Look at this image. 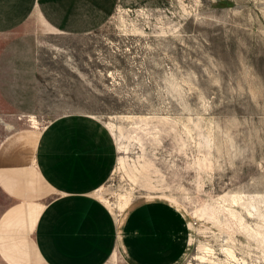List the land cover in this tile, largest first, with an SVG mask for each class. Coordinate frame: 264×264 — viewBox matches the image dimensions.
<instances>
[{
    "label": "rangeland",
    "instance_id": "374dc122",
    "mask_svg": "<svg viewBox=\"0 0 264 264\" xmlns=\"http://www.w3.org/2000/svg\"><path fill=\"white\" fill-rule=\"evenodd\" d=\"M146 1L118 0L86 35L57 33L33 15L0 36V166L29 164L31 143L54 116L93 114L116 140V166L95 192L115 215L127 209L120 194L129 205L161 194L188 219L182 264H213L197 258L206 246L217 264H243L226 260L227 243L245 264H264V241L226 208L264 230L261 217L223 198L264 196V0ZM20 132L21 142L2 148ZM51 194L38 184L19 196L34 219ZM14 199L0 177V217ZM212 208L223 223L206 215ZM22 236L0 238V264L21 247L28 264H42L32 236Z\"/></svg>",
    "mask_w": 264,
    "mask_h": 264
},
{
    "label": "crops",
    "instance_id": "0c3cea01",
    "mask_svg": "<svg viewBox=\"0 0 264 264\" xmlns=\"http://www.w3.org/2000/svg\"><path fill=\"white\" fill-rule=\"evenodd\" d=\"M117 4L0 0V36L23 28L33 15L57 33L86 35L100 29ZM29 161V173L0 166L2 182L15 198L0 217V238L30 234L42 264H182L190 232L180 207L161 194H142L121 217L96 195L117 163L116 140L97 116H54L39 133ZM38 184L52 194L32 219L30 204L25 205L19 193L31 192ZM24 253L22 247L16 251L12 264L27 262Z\"/></svg>",
    "mask_w": 264,
    "mask_h": 264
},
{
    "label": "bare ground",
    "instance_id": "6f19581e",
    "mask_svg": "<svg viewBox=\"0 0 264 264\" xmlns=\"http://www.w3.org/2000/svg\"><path fill=\"white\" fill-rule=\"evenodd\" d=\"M28 118L31 121V124H32L31 127H38V123L39 122H37V120H36V118H35L34 115L28 114ZM118 131L120 132V127H118ZM28 132H30V131H28V130H27V132L25 131V133H28ZM25 133L20 132L17 136L15 135L12 139L11 138H8L7 141L4 143V145H3L2 148L5 149V150H12V147L13 146H15L16 144H18L19 142H21L24 139ZM36 142H37V139L35 140V142L31 143V147H32L31 152L34 151ZM26 164L27 163H24L20 167H21V170L24 173H29L30 170H28L26 168ZM33 164H35V163H33ZM223 198L230 200V205L239 204L242 208H244L246 210V212L248 214L254 213V214L258 215L259 217H261V220L264 223V209L262 210L260 208V204H259V203H263V205H264V196L263 195H258V196H253V195H249V196H247V195L246 196H239L237 194H227L226 193L223 196ZM129 202H130L129 194H120V196H119V204L118 205H119V208H120L121 211L122 210L124 211L125 208H127L129 206ZM226 210H227V212H228V214H229V216L231 218H233L234 220H237L239 222V227H240V229H242L241 231H243L244 233H246L248 235V237L254 238L256 240L259 239V240L264 241V230L260 229V227L258 225H256V226H250L249 224H247L244 221L243 216L241 214H239L238 211H236L235 208H232V206H230V207L228 206V208H226ZM206 215L208 217H210L218 225L221 224V223H223L220 220V218H219V215L220 214H218V212L214 208L210 209L209 212H207ZM224 223L226 224L227 222H224ZM226 227H227V224H226ZM227 229H228V227H227ZM229 229H230V227H229ZM227 240H230V242L233 241V239L230 236H228V239ZM233 245H235V244H233ZM244 247H246V246H244ZM233 248H232V245H230L229 243H227L225 245V247H223V252L225 253L224 255L226 256V260H228V261H231V260L232 261H237V260H239V262L245 264V260L243 258H238L236 256ZM205 251L207 252V254H205V252L204 253L202 252L201 255H197V258H199V260H201V261L208 260L209 262H211L213 264H217L218 263V260L215 261L213 259H210L209 257H206V256H208V253L211 252V248L206 246ZM223 264H225V263H223Z\"/></svg>",
    "mask_w": 264,
    "mask_h": 264
},
{
    "label": "built area",
    "instance_id": "2783aa9c",
    "mask_svg": "<svg viewBox=\"0 0 264 264\" xmlns=\"http://www.w3.org/2000/svg\"><path fill=\"white\" fill-rule=\"evenodd\" d=\"M117 229H118V225H117ZM117 232H120V230L118 229ZM200 263V262H199ZM194 264H197L196 262ZM201 264V263H200Z\"/></svg>",
    "mask_w": 264,
    "mask_h": 264
}]
</instances>
